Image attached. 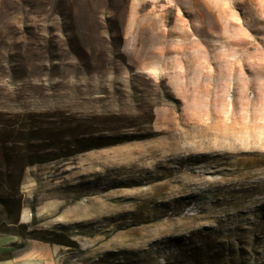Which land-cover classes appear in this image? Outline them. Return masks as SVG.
<instances>
[{"label": "rangeland", "instance_id": "1", "mask_svg": "<svg viewBox=\"0 0 264 264\" xmlns=\"http://www.w3.org/2000/svg\"><path fill=\"white\" fill-rule=\"evenodd\" d=\"M83 15L100 62L12 76L25 31L86 42ZM24 105L128 139L27 170L58 264H264V0H0V112Z\"/></svg>", "mask_w": 264, "mask_h": 264}, {"label": "trees", "instance_id": "2", "mask_svg": "<svg viewBox=\"0 0 264 264\" xmlns=\"http://www.w3.org/2000/svg\"><path fill=\"white\" fill-rule=\"evenodd\" d=\"M81 22L89 32L86 42L80 41L65 22L67 29L64 31L63 46L60 48L46 34L34 39L28 30L25 31V40L18 57L19 63L10 68L12 76L16 78L19 73L24 77L31 76L35 81L31 90L39 94V91L44 89L42 77L59 74L61 67L55 66L56 61L66 59L69 64L65 67L73 68L77 77L83 75L85 68L90 67L89 60L100 62L102 54L91 46L93 38L98 41L101 37V40H104L105 28L101 24L102 18L83 15ZM22 108L23 111L15 115L0 112V233L17 235L23 240L34 239L53 245L63 244L58 233L36 230L31 224L21 222L24 208L22 186L27 169L128 139L122 137L110 140V137L95 136L87 129L90 122L72 113L60 110L51 112L48 109L43 111L34 105H24ZM110 117L119 119L116 114ZM106 120L107 123L110 122L109 118ZM163 247L164 245L158 250L164 249Z\"/></svg>", "mask_w": 264, "mask_h": 264}, {"label": "crops", "instance_id": "3", "mask_svg": "<svg viewBox=\"0 0 264 264\" xmlns=\"http://www.w3.org/2000/svg\"><path fill=\"white\" fill-rule=\"evenodd\" d=\"M24 209L25 205L21 222L31 224L32 217ZM0 264H58L57 249L47 242L34 239L23 240L17 235L0 233Z\"/></svg>", "mask_w": 264, "mask_h": 264}]
</instances>
